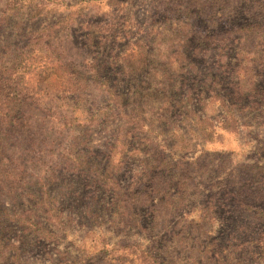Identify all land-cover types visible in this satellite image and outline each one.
I'll return each mask as SVG.
<instances>
[{
    "label": "rangeland",
    "instance_id": "obj_1",
    "mask_svg": "<svg viewBox=\"0 0 264 264\" xmlns=\"http://www.w3.org/2000/svg\"><path fill=\"white\" fill-rule=\"evenodd\" d=\"M3 1L0 264H264V0Z\"/></svg>",
    "mask_w": 264,
    "mask_h": 264
},
{
    "label": "trees",
    "instance_id": "obj_2",
    "mask_svg": "<svg viewBox=\"0 0 264 264\" xmlns=\"http://www.w3.org/2000/svg\"><path fill=\"white\" fill-rule=\"evenodd\" d=\"M3 1V0H2ZM5 7L8 8V2L11 0H6ZM5 2V1H3ZM14 7L13 9H15ZM7 13V9L4 8L2 14ZM6 24V18H0V31ZM4 54V52H3ZM24 54L23 49L18 51L17 57ZM22 63V61H20ZM19 63V64H20ZM19 66V65H18ZM10 69H6V72L0 73V134L2 136H7L8 131H12L13 125L15 124V109L18 104L23 103L26 97V89L23 82V74L20 73V66ZM24 68V67H23ZM62 71L63 68H60ZM70 86V85H69ZM117 100H120L118 96L115 95ZM109 111H113L112 109ZM2 139L0 138V142ZM1 146V145H0ZM2 148V146H1ZM117 188V187H113ZM116 190V189H115ZM119 192V190H117ZM244 210L248 212L251 211L252 215L259 221L264 223V210L258 207L247 206ZM239 233V234H238ZM237 240L234 241V245L227 244V248L232 247L234 252H246L252 254L253 258L264 257V230L257 232H250L248 229L237 230ZM233 240V239H232ZM211 242H217L215 239H211ZM212 245V244H211ZM254 249V252H253ZM147 258V264H163L161 261L152 257V255L145 256Z\"/></svg>",
    "mask_w": 264,
    "mask_h": 264
}]
</instances>
